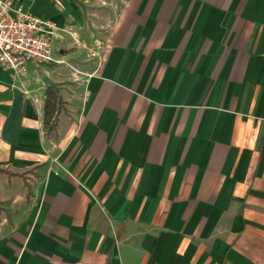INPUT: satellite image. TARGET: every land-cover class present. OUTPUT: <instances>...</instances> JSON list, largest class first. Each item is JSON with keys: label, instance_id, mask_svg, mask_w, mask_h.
I'll return each instance as SVG.
<instances>
[{"label": "crops", "instance_id": "0c3cea01", "mask_svg": "<svg viewBox=\"0 0 264 264\" xmlns=\"http://www.w3.org/2000/svg\"><path fill=\"white\" fill-rule=\"evenodd\" d=\"M9 1L58 32L0 67V264H264V0Z\"/></svg>", "mask_w": 264, "mask_h": 264}, {"label": "built area", "instance_id": "2783aa9c", "mask_svg": "<svg viewBox=\"0 0 264 264\" xmlns=\"http://www.w3.org/2000/svg\"><path fill=\"white\" fill-rule=\"evenodd\" d=\"M57 32L54 24L14 9L9 0H0V67L19 81L30 67L56 63L52 40ZM53 163L49 171L57 176L63 169L56 161Z\"/></svg>", "mask_w": 264, "mask_h": 264}, {"label": "trees", "instance_id": "16d2710c", "mask_svg": "<svg viewBox=\"0 0 264 264\" xmlns=\"http://www.w3.org/2000/svg\"><path fill=\"white\" fill-rule=\"evenodd\" d=\"M48 97H46L44 104V126L46 130L50 131L55 127L56 115L60 111L59 104L61 102L57 94Z\"/></svg>", "mask_w": 264, "mask_h": 264}, {"label": "rangeland", "instance_id": "374dc122", "mask_svg": "<svg viewBox=\"0 0 264 264\" xmlns=\"http://www.w3.org/2000/svg\"><path fill=\"white\" fill-rule=\"evenodd\" d=\"M72 38H73V36H71ZM59 42H61V44L59 45V50H58V52L60 51V52H65V53H68L69 51L71 52V51H77V50H82V51H84V50H86L85 49V47H83L79 42H77V41H75V39L73 38V39H71L70 40V42H66V41H63L62 42V40H59ZM69 45H72V46H69ZM60 47H62V48H60ZM65 47V48H64ZM63 49V50H62ZM66 49V50H65ZM57 54V53H56ZM84 54V53H83ZM51 65H54V64H51ZM44 66H47V65H44ZM37 72V71H36ZM40 83L42 84V85H44L42 82H41V79H40ZM44 86H46L47 87V85H44ZM53 94H57V96H58V93L57 92H54V91H46L45 93H44V95L46 96V97H50V96H52ZM48 97V98H49ZM59 97V96H58ZM60 99V98H59ZM60 104H59V110L61 111H64V103L60 100ZM59 111V112H60Z\"/></svg>", "mask_w": 264, "mask_h": 264}, {"label": "water", "instance_id": "95a60500", "mask_svg": "<svg viewBox=\"0 0 264 264\" xmlns=\"http://www.w3.org/2000/svg\"><path fill=\"white\" fill-rule=\"evenodd\" d=\"M41 82L44 84V85H48L50 87H54V83L46 76L44 75L42 78H41Z\"/></svg>", "mask_w": 264, "mask_h": 264}]
</instances>
